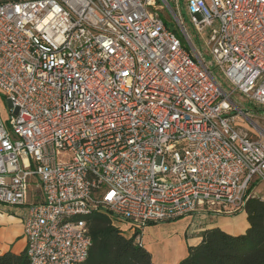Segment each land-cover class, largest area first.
<instances>
[{
	"label": "built area",
	"instance_id": "2783aa9c",
	"mask_svg": "<svg viewBox=\"0 0 264 264\" xmlns=\"http://www.w3.org/2000/svg\"><path fill=\"white\" fill-rule=\"evenodd\" d=\"M0 94L28 264L84 263L92 213L140 244L264 198V0H0Z\"/></svg>",
	"mask_w": 264,
	"mask_h": 264
},
{
	"label": "trees",
	"instance_id": "16d2710c",
	"mask_svg": "<svg viewBox=\"0 0 264 264\" xmlns=\"http://www.w3.org/2000/svg\"><path fill=\"white\" fill-rule=\"evenodd\" d=\"M248 223L243 233L230 234L219 227L205 229L201 240L188 247L178 264H264V198H249L242 210ZM92 240L82 264H151V254L128 238L101 213L82 217ZM0 264H28L24 251L0 253Z\"/></svg>",
	"mask_w": 264,
	"mask_h": 264
},
{
	"label": "crops",
	"instance_id": "0c3cea01",
	"mask_svg": "<svg viewBox=\"0 0 264 264\" xmlns=\"http://www.w3.org/2000/svg\"><path fill=\"white\" fill-rule=\"evenodd\" d=\"M23 214L24 206L0 204V253L24 251ZM247 226L243 211L234 214L196 211L176 220L146 226L139 241L151 254V264H178L188 255V247L201 240L205 229L219 227L230 234H240Z\"/></svg>",
	"mask_w": 264,
	"mask_h": 264
},
{
	"label": "rangeland",
	"instance_id": "374dc122",
	"mask_svg": "<svg viewBox=\"0 0 264 264\" xmlns=\"http://www.w3.org/2000/svg\"><path fill=\"white\" fill-rule=\"evenodd\" d=\"M160 15H161L162 19L164 20V22H166L167 26L170 27V29L176 31L175 25H174L173 21L171 20L170 15H168V11L166 9H164L163 11H160ZM183 16L186 19V15L184 12H183ZM176 33L179 36V33L178 32H176ZM9 115H10L9 104L6 101V99L4 98V96L0 94V117L5 122V124L7 126H8ZM31 189L32 188H30V191H31ZM255 192L258 196H264V184L263 183L257 184L256 188H255Z\"/></svg>",
	"mask_w": 264,
	"mask_h": 264
}]
</instances>
